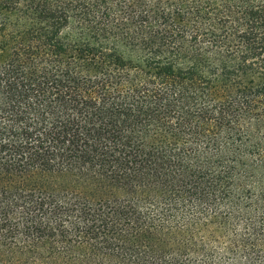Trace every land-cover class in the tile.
<instances>
[{"label": "trees", "instance_id": "16d2710c", "mask_svg": "<svg viewBox=\"0 0 264 264\" xmlns=\"http://www.w3.org/2000/svg\"><path fill=\"white\" fill-rule=\"evenodd\" d=\"M0 264H264V0H0Z\"/></svg>", "mask_w": 264, "mask_h": 264}]
</instances>
